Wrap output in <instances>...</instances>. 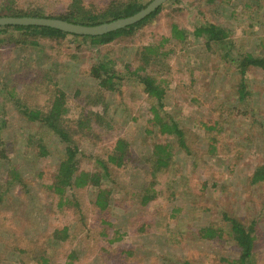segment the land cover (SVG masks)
<instances>
[{
    "label": "rangeland",
    "instance_id": "1",
    "mask_svg": "<svg viewBox=\"0 0 264 264\" xmlns=\"http://www.w3.org/2000/svg\"><path fill=\"white\" fill-rule=\"evenodd\" d=\"M82 1L98 12L120 0ZM71 4L0 0V16L21 8L53 18ZM204 23L224 28L223 45L237 54L264 55V0H166L155 16L106 44L71 34L0 32V264H225L239 249L224 214L253 227L254 264H264V181L251 182L252 172L264 165V70H247L250 94L242 100L226 47L193 34ZM172 25L187 31L184 39L171 35ZM148 45L164 53L152 59L147 73L165 88L163 115L184 130L187 149L159 132L150 111L155 100L132 73ZM106 59L121 75L113 91L90 73ZM59 91L79 168L100 171L96 159L109 167L100 185L109 191L104 210L95 205L93 186L66 189L63 198L45 188L63 145L20 107L48 111ZM78 118H88L91 127H80ZM118 139L127 143L122 165L107 161ZM154 144L168 145L171 158L152 179L145 160ZM145 190L152 198L142 204ZM64 227L61 240L56 236ZM203 227L219 234L204 239Z\"/></svg>",
    "mask_w": 264,
    "mask_h": 264
},
{
    "label": "trees",
    "instance_id": "2",
    "mask_svg": "<svg viewBox=\"0 0 264 264\" xmlns=\"http://www.w3.org/2000/svg\"><path fill=\"white\" fill-rule=\"evenodd\" d=\"M71 8L62 15L53 18L63 19L73 23L86 24V25H94L102 22H107L114 20L116 18L125 17L128 15H132L135 12L139 11L145 4L140 3L137 0H129L123 2L120 0L119 2H114L112 5L100 10L98 12H93L84 7L82 0H71ZM162 6V5H161ZM161 6L157 7L150 14L145 16L142 20L129 25L125 28H121L119 30L105 33L98 36H80L76 34H71L76 37L82 38H90V40L94 44H106L114 40L116 37L125 34L129 31L134 30L137 26H141L148 19L155 16L161 9ZM85 9V10H84ZM34 10H30V12L23 11L21 8H15L11 10L7 8L8 16H45L37 12H32ZM51 17V16H47ZM9 29H14L17 31L24 32L26 34H37L41 36H46L50 38L62 37L69 33L61 31L59 29L50 28V27H41V26H33V25H6L0 26V32L6 31ZM187 31L184 29H180L176 25H172L171 27V35L182 40L185 38ZM193 34L197 37L202 36L206 39L207 44H226L227 41V31L215 24L212 23H204L200 24L193 30ZM168 39V38H167ZM31 43H34L32 41ZM261 45H264L261 43ZM237 51H232L231 48H225V57H230V61L233 62L235 72L240 76L239 78V97L243 99L247 98L250 94L248 91L247 85V70L250 67L252 68H260L264 70V55L263 54H253L251 52H242L236 53ZM163 52H159V48L156 46L148 45L142 48L140 52V60L141 64L137 66V68L132 72L137 81L143 86V90L145 93L155 100V104H152L150 107V111L152 113V120L154 125L158 126L159 132L163 134H169L176 137L179 145L185 149H187L185 133L182 128L179 127V124L172 119V117H166L163 115L162 109L163 106V98L165 95V88L160 84V82L150 73H147L148 67L152 59L158 58L159 56H163ZM141 71L142 73H139ZM145 72V73H144ZM90 73L94 78L98 80V84L100 87L108 89L109 91H113L116 89L118 85L121 75L116 72L113 62L110 59L99 61L96 65H93L90 69ZM20 107V106H19ZM21 112L23 115L30 121H39L42 125L48 128L53 134L58 137V141L62 143V153L61 160L58 166L53 170L52 180L50 183L46 185L45 188L51 190L54 194L59 195L63 198L64 192L66 189L73 188H82L87 186H93L97 189V193L95 195V205L100 209H106L108 206V193L105 189H100L101 180L105 178H109V167L105 160L96 159V163L100 166V171H85L79 168V160L77 158L79 154V149L77 144L71 138L72 133L69 130V126L63 120V116L65 115L66 108L64 106V96L63 92L59 91L48 109V111H41L38 109H27L21 108ZM96 117L100 116L95 114ZM77 124H80V127H91V124L88 122V118H78ZM66 125V127L64 126ZM110 125L107 124V127ZM0 133H1V125H0ZM37 143V147L39 149L38 155H46L47 150L45 146L41 143V139L39 138ZM127 143L123 139H118L116 141V145L114 150L108 154L107 161L111 162L115 165H122L124 159L127 155ZM168 145L163 144H154L151 155L146 158V167H147V176L155 178L156 175L163 168L167 167L169 159L171 158V152ZM37 155V154H36ZM0 156H5V154H0ZM40 175V174H39ZM9 177L13 180L17 178L15 171L9 172ZM264 181V165L256 167V169L252 172L251 182L259 183ZM10 182V180H9ZM11 183V182H10ZM152 182L150 181L149 185L152 186ZM144 194L141 197V203L146 204L152 198V195L147 193L145 190ZM150 191L153 192V189L150 188ZM2 192H0V201L2 198ZM62 202L61 199H59ZM65 200V198H64ZM69 201V200H65ZM224 218H227L229 224V233L236 246L239 249V254L236 258L228 259L224 258L225 264H254V235H253V227L251 225L245 226L240 223L237 219L233 217H227L224 214ZM67 228L64 227L61 235L57 234L61 240L66 239L67 237ZM201 236L204 239H213L219 234L218 229H214L212 227H203L201 228Z\"/></svg>",
    "mask_w": 264,
    "mask_h": 264
},
{
    "label": "water",
    "instance_id": "3",
    "mask_svg": "<svg viewBox=\"0 0 264 264\" xmlns=\"http://www.w3.org/2000/svg\"><path fill=\"white\" fill-rule=\"evenodd\" d=\"M165 1L166 0H151L145 7H143L132 15L116 18L111 21L102 22L94 25L73 23L63 19L46 16H0V26H45L59 29L69 34H76L80 36H98L119 30L121 28H125L142 20L145 16L150 14L157 7L161 6Z\"/></svg>",
    "mask_w": 264,
    "mask_h": 264
}]
</instances>
